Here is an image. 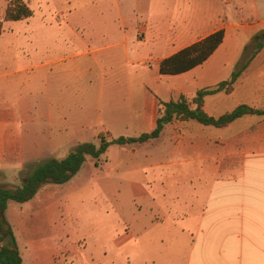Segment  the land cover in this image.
<instances>
[{
	"label": "crops",
	"instance_id": "crops-1",
	"mask_svg": "<svg viewBox=\"0 0 264 264\" xmlns=\"http://www.w3.org/2000/svg\"><path fill=\"white\" fill-rule=\"evenodd\" d=\"M112 2L125 7L120 0ZM132 6L137 7V15L128 12ZM250 16L257 26L264 22V0H132L122 14L102 19L113 23L108 27L113 30L106 31L87 28L91 18L88 15L68 13L61 17L64 25L57 30L64 34L66 49H61L55 58L41 57L14 70L0 65L1 168L12 165L20 124L29 134L24 147L28 160H38L44 142L46 149H53L86 141L84 132L91 126L99 134L135 136L152 131L159 101L193 96L200 89L213 88L236 69L250 40L230 45L227 38L231 30L238 38L246 37L243 28ZM94 18L90 22L101 20ZM139 18L146 23L141 41L134 32ZM220 29L224 30L223 41L205 62L181 74H159L161 60ZM259 30L251 31L247 39ZM221 52L231 55L230 60L214 61ZM234 55H239L235 61L231 60ZM253 59L231 93L221 91L205 96L204 107L215 99L212 102L221 108L220 104L234 94V106L225 112L241 103L263 107L264 62ZM146 60L157 77L149 76L140 67ZM81 83L90 92L88 103L73 107L72 94L79 91ZM90 104L96 107L89 112ZM251 120L255 122L253 128L238 129V137H232L213 153L206 148V138L201 137L189 142L203 144V148L176 153L168 147L166 160L146 158L151 150L147 148L159 142L163 133L157 139L134 143L147 146L143 154L128 152L130 144L119 147L120 151L126 150L127 157L114 167L125 181L167 183V189H157L155 195L132 189L134 198L152 197L155 211L165 215L156 223L171 219L195 224L182 230L190 236L187 259L182 264H264V115H247L221 129L235 131L237 123ZM251 134L258 140H250ZM159 198L168 202L159 205ZM32 200L35 202V196L24 206L32 208ZM12 202H8L6 212ZM176 204L182 205L181 209H176ZM176 213L184 216L175 218ZM128 231L124 229V235ZM125 242L115 246L120 248ZM108 251L104 248V257ZM43 258L39 257L37 264H44ZM55 261L50 257L46 262ZM31 262L28 257L22 258V264ZM103 263V258H72V264Z\"/></svg>",
	"mask_w": 264,
	"mask_h": 264
},
{
	"label": "rangeland",
	"instance_id": "rangeland-1",
	"mask_svg": "<svg viewBox=\"0 0 264 264\" xmlns=\"http://www.w3.org/2000/svg\"><path fill=\"white\" fill-rule=\"evenodd\" d=\"M8 1L0 0V19L4 16ZM25 1L32 9L31 17L3 23L4 32L0 38V65L9 70L17 69L30 61H37L41 57L55 58L57 53L65 50L64 34L57 29L64 25L60 19L68 13L90 16L91 18L86 23L89 29L94 27L102 31L113 30L108 28L113 26V23L103 21L105 17L122 14V9L132 2V0H120L122 6H125L120 7L112 0ZM128 12L137 15V7H130ZM94 17L103 20L90 22ZM245 24L243 31L247 33V36L238 38L231 30L227 44L241 45L242 42L250 40L247 38L251 31L255 32L259 28H264V22L257 26L252 16L247 18ZM85 29L83 27V30ZM145 29V21L139 18L134 31L138 41L143 40ZM140 43L143 45L142 42ZM239 55H234L231 60H237ZM230 56L226 52H221L214 58V61L224 62L230 60ZM253 61L264 62V47ZM150 65L149 60H146L140 67H143V70L150 74L149 76L155 77ZM83 85L81 83L79 91L72 94L73 107L88 103L90 92H88V87L83 88ZM193 96L185 95L188 99ZM94 99L95 96L92 100ZM236 99L237 95L234 94L220 104L221 108L212 102L215 99L210 100L211 102H208L204 109L213 116H219L218 112H225L227 108H232ZM95 107L90 104L88 111L95 110ZM254 124V120L239 122L235 125L237 129L231 131L203 126L193 120H176L164 128L160 141L153 142L147 148L151 150L145 156L153 160H166V148L168 147L173 148L176 153L198 147L203 148V144L189 142V139L198 140L201 137L206 138V148L213 153L221 148L223 143L229 142L232 137H238V129L247 126L253 128ZM194 126L201 127V130L194 131ZM18 131L14 142L15 149L12 150V165L4 166V170L0 166V186H20L35 163L48 158H62L77 144L64 148L46 149L44 142L42 143L43 150L38 153V160H28V151L24 148L29 142L28 130L20 124ZM95 132L96 128L93 126L85 130L86 142L98 144L99 133ZM102 134L108 139L120 136L116 133L104 132ZM248 136L252 141L259 138L254 134ZM139 145H127V151L131 154L136 152L143 154L147 146ZM119 147L121 146H110L109 152L107 150L108 153L106 152L98 160L88 156L81 169L68 182L43 185L35 195V202L34 200L29 202V204L32 203L30 206H33V209L26 208L24 203L12 202L9 211L6 212V218L13 228L22 258L27 260L28 257L32 264H37L39 257H44V264H72V258L75 259V257H82L83 260L90 257L103 258V264L184 263L188 255L190 236L182 230L186 226L195 224L193 221H172L171 219L156 223L162 221L165 215L155 211L152 197L142 195L140 198H134L132 189H140L155 195L157 189H167V183L156 180L135 183L125 181L118 174L117 167H114L120 159L127 157L126 150L120 151ZM2 164L1 159L0 165ZM170 192L179 191L171 190ZM167 202L168 199L159 198L158 200L159 205ZM181 206L180 204L175 205L176 209H181ZM173 216L180 218L184 215L176 213ZM125 223H129L132 228ZM124 229L130 231L124 235ZM124 240L127 242L123 243L120 248L115 246ZM104 248L109 250L106 257H104ZM50 257L56 260L55 263L46 262Z\"/></svg>",
	"mask_w": 264,
	"mask_h": 264
},
{
	"label": "trees",
	"instance_id": "trees-1",
	"mask_svg": "<svg viewBox=\"0 0 264 264\" xmlns=\"http://www.w3.org/2000/svg\"><path fill=\"white\" fill-rule=\"evenodd\" d=\"M31 15L32 9L25 0H9L4 10V16L0 19V38L4 32V22L23 20L31 17ZM223 38L224 30L220 29L178 50L161 60L158 69L159 74L177 75L202 64L218 48ZM263 47L264 29H261L244 46L238 66L227 79L218 82L213 88L198 90L191 99L180 95L176 99L165 102L159 101L160 108L152 131L135 136L120 135L109 139L99 134L97 136L98 144L86 141L79 142L62 158H48L35 163L20 186H0V264H22V257L13 228L7 221L5 214L8 202L24 203L32 199L45 184L68 182L81 169L88 156L98 160L112 145L143 143L157 139L164 127L176 120H193L203 126L224 128L247 115H264V105L261 108H253L245 103H241L219 116L210 115L204 109L205 96L221 91L232 92L234 84L242 72Z\"/></svg>",
	"mask_w": 264,
	"mask_h": 264
}]
</instances>
